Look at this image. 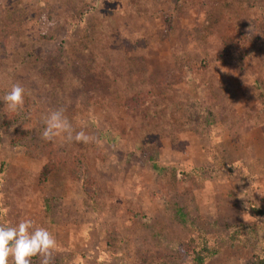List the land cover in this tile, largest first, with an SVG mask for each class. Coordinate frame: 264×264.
<instances>
[{
  "label": "rangeland",
  "instance_id": "rangeland-1",
  "mask_svg": "<svg viewBox=\"0 0 264 264\" xmlns=\"http://www.w3.org/2000/svg\"><path fill=\"white\" fill-rule=\"evenodd\" d=\"M56 109L93 140H44ZM21 219L52 264H195L191 237L260 264L264 0H0V225Z\"/></svg>",
  "mask_w": 264,
  "mask_h": 264
},
{
  "label": "clouds",
  "instance_id": "clouds-1",
  "mask_svg": "<svg viewBox=\"0 0 264 264\" xmlns=\"http://www.w3.org/2000/svg\"><path fill=\"white\" fill-rule=\"evenodd\" d=\"M25 89L20 84H13L3 96V102L9 110L15 111L24 105ZM46 125L42 138L52 141L61 134L66 139L89 143L93 137L83 130L75 132L69 120L64 116L63 109L50 111L44 118ZM57 241L48 228L35 226L31 219H21L16 225H0V264H32V257H41L40 264H52V253Z\"/></svg>",
  "mask_w": 264,
  "mask_h": 264
},
{
  "label": "trees",
  "instance_id": "trees-1",
  "mask_svg": "<svg viewBox=\"0 0 264 264\" xmlns=\"http://www.w3.org/2000/svg\"><path fill=\"white\" fill-rule=\"evenodd\" d=\"M52 171V168L49 164H46L43 168L42 172V181L45 182ZM256 210L257 208H252V211ZM260 211V210H259ZM183 250H184V255L188 258H191V260L195 264H205L206 260L216 253L217 248L208 246L207 242L205 244L198 246L196 244V239L194 237L189 238L188 240H185L184 243H182ZM260 264H264V258L260 259Z\"/></svg>",
  "mask_w": 264,
  "mask_h": 264
}]
</instances>
